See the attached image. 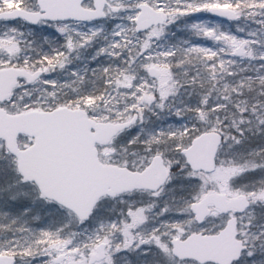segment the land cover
Instances as JSON below:
<instances>
[{"label": "snow or ice", "instance_id": "obj_1", "mask_svg": "<svg viewBox=\"0 0 264 264\" xmlns=\"http://www.w3.org/2000/svg\"><path fill=\"white\" fill-rule=\"evenodd\" d=\"M0 264H264V0H0Z\"/></svg>", "mask_w": 264, "mask_h": 264}]
</instances>
